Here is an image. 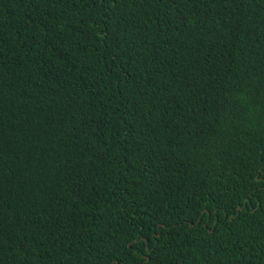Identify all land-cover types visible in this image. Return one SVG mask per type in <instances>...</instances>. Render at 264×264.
<instances>
[{
    "label": "trees",
    "instance_id": "16d2710c",
    "mask_svg": "<svg viewBox=\"0 0 264 264\" xmlns=\"http://www.w3.org/2000/svg\"><path fill=\"white\" fill-rule=\"evenodd\" d=\"M0 264H264V0H0Z\"/></svg>",
    "mask_w": 264,
    "mask_h": 264
}]
</instances>
